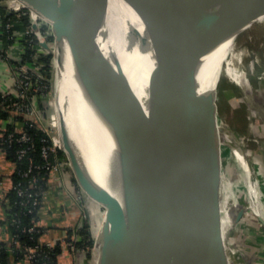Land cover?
I'll return each mask as SVG.
<instances>
[{"label": "water", "instance_id": "obj_1", "mask_svg": "<svg viewBox=\"0 0 264 264\" xmlns=\"http://www.w3.org/2000/svg\"><path fill=\"white\" fill-rule=\"evenodd\" d=\"M18 1L53 31L51 47L37 24L33 26L40 46L53 55L52 92L54 44L62 33L97 138L92 176L61 118L70 177L90 201L105 209L97 264H229L220 226V135L226 129L217 124L206 84L215 56L251 0H132L140 26L127 30V60H154L146 100L138 101V136L130 132L111 100L128 82L126 68L87 0ZM96 5L102 14L108 0H97ZM227 137L236 142L234 135ZM193 201L196 210L191 214ZM241 217L242 212L235 222Z\"/></svg>", "mask_w": 264, "mask_h": 264}, {"label": "rangeland", "instance_id": "obj_2", "mask_svg": "<svg viewBox=\"0 0 264 264\" xmlns=\"http://www.w3.org/2000/svg\"><path fill=\"white\" fill-rule=\"evenodd\" d=\"M49 27L53 35L51 26L49 25ZM263 31L264 28L255 27L252 32H247L239 37L242 43L241 46L247 55L243 57V62L231 61V64L236 73L244 75V78L240 79L244 83L238 85L223 77L209 87V91H212V104L218 114L217 124L220 128L226 129V133L223 136L220 135L222 160L220 226L229 264H264ZM51 44V47H53V43ZM54 47L56 48V44ZM46 103L47 109L44 112L43 125L47 128L51 126V117L56 103L53 92L49 95ZM244 121L246 122L244 123ZM47 132L52 138L55 136V131L50 128L47 129ZM229 134L235 136L236 142L228 139ZM234 147L237 151H234ZM251 190L255 199L251 196ZM86 203L88 204V219L86 222L90 224L96 242L91 260L92 263L97 264L99 257V251H96L97 234L105 218V209L90 200ZM78 204L82 208L80 202ZM240 212H242V217L236 223L235 218ZM83 214L85 215V213H82V218ZM94 254H96L95 262L93 261Z\"/></svg>", "mask_w": 264, "mask_h": 264}, {"label": "bare ground", "instance_id": "obj_3", "mask_svg": "<svg viewBox=\"0 0 264 264\" xmlns=\"http://www.w3.org/2000/svg\"><path fill=\"white\" fill-rule=\"evenodd\" d=\"M61 1L63 0H56V2ZM87 2L90 6V9L94 13L95 20L101 27L102 32L108 34V42L111 43L114 49L117 50L118 54L120 55V59L126 68L125 75L128 82L112 96L111 100L115 104L122 120L130 130V132H132L135 136H138L141 123L138 101L139 99L143 101L146 100L149 70L154 67V60L150 59L148 63V61L146 62L145 59L137 58L138 61L133 62V60L130 59V61L128 62V53L125 52L124 48L127 43L126 34L128 28L130 27V25L140 26V21L133 12V8L131 6L132 0H108V8H106L102 14L98 13V10L96 9L97 0H87ZM245 21L248 22L243 25ZM241 25L243 26V29L239 33L234 34ZM255 27L264 28V0H251L247 5V8L234 24V27L228 33L220 51L214 58L213 68L207 78L206 89L210 90L209 87L217 83L223 77L228 78L231 82L238 85L244 83L240 81V79L244 78V75L236 73L233 70L231 61H235L237 63L243 62V57H246L245 55L247 54L241 46L242 43L240 42L239 37L240 35L247 32H252ZM262 37L264 38V34H262ZM55 44L57 49V59L55 61V87L53 96H55L56 103L54 105L52 115V127L57 132L55 144L63 149L60 135V123L61 118L64 117L67 122L68 133L70 135L72 143L74 144L76 150L79 152L89 174L94 176L97 167V138L85 112L79 88L74 77L70 54L63 41L62 33H58V41H56ZM227 65H229L230 67ZM147 66H149L150 68L148 69ZM138 74H141V77L143 74L144 75L142 78H140ZM245 122L246 121H244V123ZM234 151H237L235 147ZM252 190L251 196L253 199H255ZM195 210L196 202L193 201L190 208V213L192 214L193 212H195ZM196 224L197 225L195 232L199 234V230L197 228V226H200L199 215L196 220ZM102 227L103 224L101 225L97 234L98 244L96 247V251H99L101 245ZM95 255L96 254H94L93 257L94 262L96 261Z\"/></svg>", "mask_w": 264, "mask_h": 264}, {"label": "trees", "instance_id": "obj_4", "mask_svg": "<svg viewBox=\"0 0 264 264\" xmlns=\"http://www.w3.org/2000/svg\"><path fill=\"white\" fill-rule=\"evenodd\" d=\"M27 10L23 11L21 18L18 20L14 14H8L5 8L0 7V17L3 23V51L0 52L5 54L7 49L12 48L16 42L20 43L22 46V60L24 63H32L31 56L35 53L32 49L31 44L29 43V39H25L22 36L19 38L15 37L10 39V36L13 34L7 33L5 31V25L7 22L11 21L14 23L13 25V33L18 35V30L24 32L30 26L29 16L27 15ZM43 30H47V27H43ZM18 33V34H17ZM22 34V33H21ZM49 42H54V37L51 36L48 38ZM13 64H17L14 60H12ZM37 64L40 66V71L49 79L53 80L54 75V66H53V55L40 56L37 60ZM10 96L6 97V100L3 99V95L0 94V120L6 122V126L4 130H0V134L6 137L11 133H16V136L19 137L20 133H27L34 140V148L28 153L27 157L21 161H19L17 152L22 148L19 144L8 145L4 144L3 141H0V151L3 152L7 158V160L13 163L16 166L15 173L12 176V189L6 194L5 198L1 200L4 213H5V221L4 224L8 229L10 235V242H0V264H16L27 259V253L25 249L27 247L38 248L39 249V259L40 262L35 264H58V257L62 252L60 245H56L53 250H49L46 246L40 243V237L43 233V229L38 227L36 232L29 234L28 230L33 227L36 223L38 224V212L42 206L44 197L46 193L50 189V178L48 173L43 169H34L32 174H30L29 178H22L21 175L29 170L30 161L32 160L34 166L41 167L44 164L42 158V148L44 143L42 140H46V142L51 144L49 138L46 134L41 131H38L32 127H30L29 123L25 121L24 118L19 116H12L10 110L5 111L3 109V104L11 105L16 101L13 98L11 101L9 100ZM45 100H38V107L41 111L45 112L46 107ZM12 119V124L9 123V119ZM21 130V132L17 131V128ZM25 147V145H24ZM61 158L64 157L62 152L58 153ZM66 172H70V170H65ZM37 179V187L36 192L39 194L38 199L40 205L34 207L32 203H29L26 206H22L23 200L22 197L18 195L17 190L13 189L21 185L23 188H27L28 182L30 179ZM76 184L75 179H72ZM77 186V184H76ZM79 241L75 243V246L78 250L82 251L88 260L92 258V251L95 245V240L91 231L90 224L88 222H84L83 226L80 230H78Z\"/></svg>", "mask_w": 264, "mask_h": 264}, {"label": "built area", "instance_id": "obj_5", "mask_svg": "<svg viewBox=\"0 0 264 264\" xmlns=\"http://www.w3.org/2000/svg\"><path fill=\"white\" fill-rule=\"evenodd\" d=\"M3 3L9 14H14L16 16V19L18 20L21 18L23 11L27 10L24 5H22L18 0H3ZM27 12L30 20V26L21 34V36L25 39H29V43L31 44V47L35 51V53L31 56L32 63H24L22 60V55L19 57V59L22 60V64L17 65V77L14 81L13 92L3 95V99L5 100L7 96H10L8 101H11L13 98H15L16 101L9 106L6 105V103L2 104L3 106L5 105L3 107L5 111L10 110L12 116H19L24 118L25 121L29 123L30 127L46 134L51 142V144L48 145L46 140H42V142L44 143V146L42 148V158L44 164L41 167H36L31 160L29 170L22 174L21 177L25 179L29 178L34 169H43L48 173L49 178L51 179L56 175H61L67 169L70 170V165L66 155L63 152V149L55 144L57 132L52 127V117L51 126L46 128L43 125L44 114L37 106L39 99L48 100L49 95L52 93V84L50 80L40 71V66L37 64V60L40 58V56H47L50 54L40 46L38 34L33 28L34 24H37L40 31V36L43 40H46L50 46L52 44L51 42H49L48 38L53 35L50 32L49 24L45 20L41 18L39 19L36 14L32 13L29 10H27ZM13 25L14 23L11 21L7 22V24L5 25V31L7 33L13 34L12 36H10V39L15 37L19 38V35L13 33ZM44 26L47 27V30L45 31L43 30ZM8 58L9 55L7 51L5 52V54L0 53V61H4ZM36 72L40 73V75H38ZM48 128H50L52 131H55V136L53 138L48 134ZM20 129L18 127L17 131L21 132ZM0 141H3L4 144H8L10 146L16 143L22 147L17 152L19 161L25 159L28 153L34 148V140L24 132L20 133L19 137L16 136V133H11L6 137V139L2 134H0ZM59 152H62L65 156L61 158L58 154ZM13 189L17 190L18 195L26 201L22 203V206H26L29 203H32L34 207L40 205L38 199L39 194L36 192V190L38 189L37 179H30L27 188H23L21 187V185H19L18 187ZM76 199L82 205V210L85 213V215L83 214V218L85 219L84 221H87L88 207L86 201H89V198L79 189L76 193ZM38 227V224L35 223L33 227L28 230V233L32 234L36 232V229ZM76 242L77 241H75L71 246L72 250H75ZM43 245L46 246L49 250H53L55 248L51 244ZM94 248L92 253H94ZM25 251L27 253L26 260L30 264H35L41 261V259L38 258V248L27 247Z\"/></svg>", "mask_w": 264, "mask_h": 264}, {"label": "crops", "instance_id": "obj_6", "mask_svg": "<svg viewBox=\"0 0 264 264\" xmlns=\"http://www.w3.org/2000/svg\"><path fill=\"white\" fill-rule=\"evenodd\" d=\"M0 7L5 8L3 0ZM6 10V8H5ZM9 14V12L6 10ZM21 36V30L17 31ZM3 23L0 17V45L3 44ZM0 50V52H2ZM22 46L17 43L7 49L9 56L19 58ZM17 77V65L13 64L9 57L0 61V94L13 92L14 81ZM38 106V104H37ZM9 123L12 124L10 118ZM6 122L0 120V130H4ZM15 173V165L9 162L3 152L0 151V242H10V235L4 224L5 213L1 203L6 194L12 189V176ZM50 189L46 193L42 206L38 212V226L43 229L40 237L41 244H51L54 247L60 245L62 252L58 257V264H94L88 260L84 253L77 248L72 250L71 246L79 241L78 230L83 226V210L79 206L76 193L79 188L70 177V173L64 171L50 179ZM16 264H30L27 260Z\"/></svg>", "mask_w": 264, "mask_h": 264}]
</instances>
